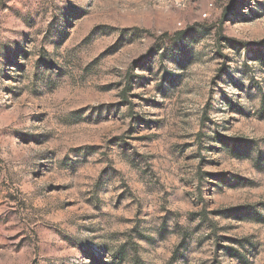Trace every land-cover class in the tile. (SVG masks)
Wrapping results in <instances>:
<instances>
[{
  "label": "rangeland",
  "instance_id": "rangeland-1",
  "mask_svg": "<svg viewBox=\"0 0 264 264\" xmlns=\"http://www.w3.org/2000/svg\"><path fill=\"white\" fill-rule=\"evenodd\" d=\"M0 264H264V0H0Z\"/></svg>",
  "mask_w": 264,
  "mask_h": 264
}]
</instances>
